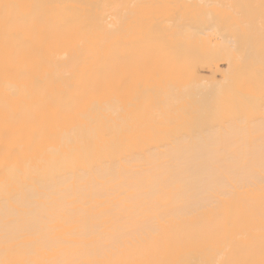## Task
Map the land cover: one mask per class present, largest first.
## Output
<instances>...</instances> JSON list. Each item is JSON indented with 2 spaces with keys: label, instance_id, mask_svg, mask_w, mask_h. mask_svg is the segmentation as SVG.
<instances>
[{
  "label": "bare ground",
  "instance_id": "6f19581e",
  "mask_svg": "<svg viewBox=\"0 0 264 264\" xmlns=\"http://www.w3.org/2000/svg\"><path fill=\"white\" fill-rule=\"evenodd\" d=\"M0 264H264V0H0Z\"/></svg>",
  "mask_w": 264,
  "mask_h": 264
}]
</instances>
